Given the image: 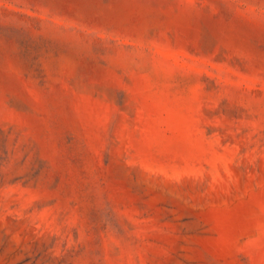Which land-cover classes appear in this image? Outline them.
Segmentation results:
<instances>
[{
    "label": "rangeland",
    "instance_id": "1",
    "mask_svg": "<svg viewBox=\"0 0 264 264\" xmlns=\"http://www.w3.org/2000/svg\"><path fill=\"white\" fill-rule=\"evenodd\" d=\"M0 264H264V0H0Z\"/></svg>",
    "mask_w": 264,
    "mask_h": 264
}]
</instances>
